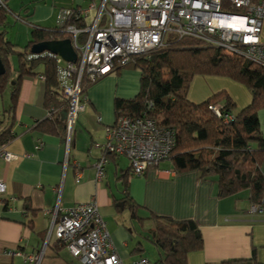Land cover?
Masks as SVG:
<instances>
[{
  "label": "crops",
  "instance_id": "1",
  "mask_svg": "<svg viewBox=\"0 0 264 264\" xmlns=\"http://www.w3.org/2000/svg\"><path fill=\"white\" fill-rule=\"evenodd\" d=\"M1 1L7 5L9 17L21 20L30 30L33 25H56L59 6L54 0ZM84 1L85 6L73 2L67 8L86 7L87 0ZM198 79H227L233 86L230 97L236 106L241 101L244 108L251 101L245 88L229 78L196 76L191 83ZM89 88L84 95L85 107L78 113L67 139L63 115L66 109L51 115L59 127L56 134L36 129L48 117L43 104L45 81L40 76L23 79L15 120L10 124L13 137L0 145L13 155L9 161L0 157V180L7 187L0 196V264H34L24 262L19 255H6L8 250L42 251L37 264H81L49 234V229L55 213L60 217L66 209L91 199L97 203L124 263L139 257L157 262L158 249L152 241L155 216L196 222L203 248L189 253L187 264H220L229 259H250L253 255L256 261L264 263V214L250 211L247 190L219 197L215 177L201 178L196 171L176 172L169 159L150 166L143 175H130L129 160L112 155L104 166V176L97 180L94 164L104 153L106 128L115 123L114 100L134 97L139 87L135 86L130 94L116 91L109 95L111 116L89 98ZM9 104L10 101L5 108ZM0 109H4L2 101ZM4 119L7 123L8 119ZM258 119L264 121V111ZM130 199L134 208L129 206Z\"/></svg>",
  "mask_w": 264,
  "mask_h": 264
},
{
  "label": "trees",
  "instance_id": "2",
  "mask_svg": "<svg viewBox=\"0 0 264 264\" xmlns=\"http://www.w3.org/2000/svg\"><path fill=\"white\" fill-rule=\"evenodd\" d=\"M8 12L7 5L2 1L0 59L5 72L0 75V93L8 86L11 88L10 104L0 114V145L13 137L10 124L15 120V109L25 77L40 76L44 79L43 104L46 109H68L67 99L57 79L55 60L49 56H28L34 43L64 39L69 35L56 25L52 28L33 25L29 40L25 46L18 48L5 38ZM12 56L17 58L15 66L11 62ZM125 67L138 70L139 90L132 98L114 100L115 122L123 115L147 117L173 129L174 145L167 159L176 172L196 171L201 178L215 177L219 197L247 190L250 204H261L264 199V135L257 111L264 108V67L219 52L191 38L176 39L167 47L137 56L116 72ZM196 76L229 78L249 89L251 101L237 110L234 100L221 90L202 102H192L188 92ZM81 84L83 96L91 84L85 78ZM212 106H218L219 116L212 111ZM4 117L8 119L7 123ZM58 128L55 118L49 116L36 125L37 130L49 134H56ZM124 187L125 191L128 190L126 180ZM129 201L130 208H134L131 199ZM154 220L152 241L158 249L157 262L187 264L188 254L203 248L202 234L193 219L155 216ZM220 264L264 263L256 261L253 255L250 259H229Z\"/></svg>",
  "mask_w": 264,
  "mask_h": 264
},
{
  "label": "built area",
  "instance_id": "3",
  "mask_svg": "<svg viewBox=\"0 0 264 264\" xmlns=\"http://www.w3.org/2000/svg\"><path fill=\"white\" fill-rule=\"evenodd\" d=\"M56 26L69 35L76 62H65L47 52L31 53L28 58L49 56L55 60L57 79L68 103L67 139L85 107L83 78L92 84L135 57L167 47L176 39H196L219 52L264 67V0H87L86 7L60 9ZM210 108L220 115L218 106ZM57 111L49 109L48 116ZM173 145V129L152 118L120 116L106 128L104 153L94 164L96 179L104 176L110 155L126 157L129 173L140 176L150 166L166 160ZM0 157L9 161L13 155L0 147ZM6 188L0 180V196ZM250 211L264 214V199L252 205ZM51 233L81 264H162L145 257L124 263L94 199L66 209L60 217L55 213ZM5 254L37 264L43 253L8 250Z\"/></svg>",
  "mask_w": 264,
  "mask_h": 264
},
{
  "label": "rangeland",
  "instance_id": "4",
  "mask_svg": "<svg viewBox=\"0 0 264 264\" xmlns=\"http://www.w3.org/2000/svg\"><path fill=\"white\" fill-rule=\"evenodd\" d=\"M56 6L58 7V12L62 8H67L72 5V3H80L82 6H85L86 1L84 0H54ZM50 3L52 0L49 1ZM9 24L4 29L5 30V38L10 40L12 43L16 44L18 48H21L25 46L27 41L29 40L30 36V28L27 27L21 20L17 19L16 17L12 16L9 17ZM3 30V28L0 27V31ZM16 56L11 57L12 65H16ZM133 67H125L120 70V72H111L107 74L106 76L102 77L101 79L97 80L93 84H91V87L89 88L88 96L93 101H95L99 107V109H103V113H107L110 116L113 115L112 106L109 105V95L113 94L117 91L119 94H130L131 90L139 87V74ZM215 79V78H214ZM227 79H221V80H195L193 83H191L188 97L193 102H201L205 100L207 97L215 94L218 91L224 90L227 92L230 96L233 92V86L231 87ZM237 85H242L240 83H237ZM243 88L248 92L250 99H251V93L247 87L242 85ZM10 86H8L6 89H4L0 93V101H2V106L5 108L9 102V91ZM232 92V93H231ZM134 94V93H133ZM247 105V104H246ZM245 106L241 101L238 106H236V109H241ZM3 109H0V114ZM261 111H264V108H261L257 111V115L261 113ZM260 121V120H259ZM261 130L264 129V121L260 122ZM264 131V130H262ZM264 133V132H262ZM146 255H148L146 253Z\"/></svg>",
  "mask_w": 264,
  "mask_h": 264
},
{
  "label": "water",
  "instance_id": "5",
  "mask_svg": "<svg viewBox=\"0 0 264 264\" xmlns=\"http://www.w3.org/2000/svg\"><path fill=\"white\" fill-rule=\"evenodd\" d=\"M30 51L32 54H41L47 52L55 56L58 55L63 61L70 63H75L77 60V55L72 46L70 38L34 43L31 46ZM4 72L5 67L0 59V75H2ZM63 115H66V111H63Z\"/></svg>",
  "mask_w": 264,
  "mask_h": 264
},
{
  "label": "clouds",
  "instance_id": "6",
  "mask_svg": "<svg viewBox=\"0 0 264 264\" xmlns=\"http://www.w3.org/2000/svg\"><path fill=\"white\" fill-rule=\"evenodd\" d=\"M67 38H69V37H67Z\"/></svg>",
  "mask_w": 264,
  "mask_h": 264
}]
</instances>
